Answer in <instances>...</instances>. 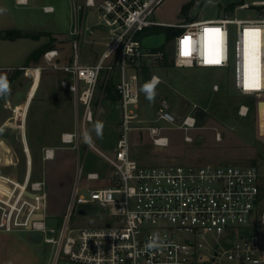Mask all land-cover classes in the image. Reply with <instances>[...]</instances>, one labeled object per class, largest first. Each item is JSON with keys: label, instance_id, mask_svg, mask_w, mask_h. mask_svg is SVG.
I'll return each mask as SVG.
<instances>
[{"label": "built area", "instance_id": "built-area-1", "mask_svg": "<svg viewBox=\"0 0 264 264\" xmlns=\"http://www.w3.org/2000/svg\"><path fill=\"white\" fill-rule=\"evenodd\" d=\"M162 1L73 0L69 29L71 61L62 62L57 48L43 54L48 67L65 72L67 77L61 79V85L75 96L78 130L63 133L65 142L75 143L80 138L79 126L85 131L87 123L94 120V98L104 72L114 79L118 94L115 107L120 110V133L112 152L98 148L85 131L89 146L108 163L106 182L98 184L103 175L94 170L87 172L86 179L97 184H82L79 164L66 212L57 227L46 224L49 214L45 181L33 179L26 124L17 123L23 137L26 174L20 180L6 172L3 162L0 163V231L41 232L42 240L54 245L51 264H264V209L260 208L261 173L257 165H144L131 153L133 130L147 129L154 145L166 147L170 139L164 130L168 126L157 123L164 121L189 130L196 127L195 112L201 109L194 105L179 123L163 100L156 119L142 124L144 119L136 111L140 102V67L145 63L153 69L165 59L164 50L143 46L144 33L160 25L180 28L173 39L176 64L220 69L230 75L240 94L264 96V0L233 1L239 2L237 9L256 11L249 18L225 14L183 23H165L154 18ZM87 9L94 12L90 22L89 10L81 13ZM44 10L51 12L54 7L45 6ZM95 29L106 39H90L100 44L102 50L94 63H83L81 45L86 31L91 36ZM247 31L252 36V45L258 44L256 52L248 51ZM162 81L156 72L149 78L153 86ZM213 88L218 90L219 85L216 83ZM13 111L16 120L15 108ZM247 112L248 107L242 105L240 113ZM186 139L191 136L186 135ZM48 155L50 148L45 150V156ZM27 191L35 196L27 195ZM36 212L45 213V218L33 220L32 228L28 229ZM75 212L99 214L105 221L100 225L73 227L70 219ZM48 233H57V237Z\"/></svg>", "mask_w": 264, "mask_h": 264}, {"label": "rangeland", "instance_id": "rangeland-1", "mask_svg": "<svg viewBox=\"0 0 264 264\" xmlns=\"http://www.w3.org/2000/svg\"><path fill=\"white\" fill-rule=\"evenodd\" d=\"M40 1L49 2L50 0ZM187 1L163 0L156 8L153 16L156 20L165 23L191 21L185 16L183 18L180 17L182 15V6ZM225 5L221 2L216 3L214 0H197L190 10V16L198 18L214 17L224 15L225 11L231 17L238 18H249L256 14V11L251 9L234 8L233 10H225ZM93 14L94 12L89 9L87 13L88 22L93 19ZM69 23L72 25V18L70 17V9L66 6H62V8L54 13L46 14L41 8H30L29 6L19 5L15 3V0H0V29L20 28L31 32L58 28L67 30ZM158 30L144 33L142 44L145 48H161L165 44L164 50L168 55V60L171 61L174 59L173 45L175 40L171 39L167 41L165 33ZM88 33L86 31L80 54L82 61L92 62L96 60L98 51L92 45L93 42H88V40L95 38L96 40L103 41L106 39V36L97 29H95V33L91 36H87ZM62 34H65V32L63 31ZM68 36L71 42L69 32ZM50 37L47 34H42L40 40L38 38L37 40L36 38L19 37L16 42L1 40V38L0 65H19L24 63L28 55L42 41L47 39L51 41L53 39V37ZM56 37L60 36L57 35ZM64 37L66 36L64 35ZM63 48L66 54L70 55L73 53L69 43H65ZM71 59L72 56L65 58L64 62H70ZM39 62H42L41 65L44 67L42 70L43 76L52 75L53 82L50 87V94L42 98L45 105L43 106L39 128L36 130V133L40 135V139L36 138V142L46 141L47 133L55 129L58 131H61V128H67L66 131L78 130V113L73 104L72 95L68 91H63L59 84V78L62 74L66 76L65 72L48 67L47 61L44 62L42 59ZM35 64L31 63L30 66H35ZM45 69L46 71H44ZM4 71V69H0V72L3 73ZM27 71L24 70L21 73L18 77L19 83H17V87H23L25 91L28 90L32 82L30 74ZM153 72L158 73L163 81L158 86H150L146 79H141L140 102L139 108L136 111L144 119L142 124L148 125L152 123V120L156 119L157 108L163 100L167 101L170 110L175 114L179 123L192 110L194 105H198L201 109H204L205 115L197 121L196 127L189 130L179 128L176 124L171 125L164 121L158 122L157 124L168 126L164 130L170 139L169 145L166 147L154 145L147 129L133 130L131 132L132 156L144 165L171 163L194 165L205 163L255 164L260 169L261 186H263L264 96L240 94L232 85L230 75L220 69L184 67L176 64L174 60L173 65H160L153 68L151 74ZM109 76L108 72H104L99 81L94 98V120L87 123L85 127L90 140L106 153L113 151L120 133V110L115 107L116 100L106 96L105 87L110 79ZM115 76L118 78V72L115 73ZM216 83L219 85L218 90H214L213 88V85ZM37 98L38 95L29 105L25 121L26 136L29 138V147L33 156L32 176L35 180L42 175L43 156L45 150L49 148L44 145L33 144L31 137L30 131L33 126V119L35 121L34 112L38 105ZM242 105L248 107L246 115L240 113ZM3 111L2 96L0 99V139L12 147L17 157V164L15 166H5L3 162V169L22 180L26 174V160L21 141V130L18 128L15 119L11 120V123H8L3 128ZM6 113L14 115V111L11 108L6 109ZM79 131L80 146L76 149V152L79 151L80 154L79 161L77 159V162L82 167L81 183L96 185L95 181L86 179V174L89 171L98 170L103 175L98 184H104L106 182L104 174L108 172V163L94 147L89 146L85 140V131L82 125L79 126ZM186 135L191 136V139L187 140ZM71 144L69 145L73 146ZM78 163H76V171L72 184L75 180ZM45 171L47 172V167ZM68 173L67 167L64 166L62 178L64 175L67 176ZM83 192L88 195L87 191L84 190ZM58 197L56 201L60 203ZM260 208L264 209L263 196ZM62 219L63 214L59 216V224ZM104 221L105 217L99 214L80 215L78 212H75L71 216L70 224L73 227L93 226L103 224ZM12 234H15L17 237H25L28 235V232L14 231ZM48 236L57 237V233H48ZM29 247L27 248L26 244L23 247L18 246L14 264H51L54 245L42 240L40 243L29 242Z\"/></svg>", "mask_w": 264, "mask_h": 264}, {"label": "crops", "instance_id": "crops-1", "mask_svg": "<svg viewBox=\"0 0 264 264\" xmlns=\"http://www.w3.org/2000/svg\"><path fill=\"white\" fill-rule=\"evenodd\" d=\"M77 1L82 2L84 0H77ZM96 1L101 2L103 0H96ZM214 1L216 2V0ZM15 3L23 6H29L30 8H41L43 12L46 14L54 13L58 11L60 8H62V6H66L70 9V17L72 18L73 0H50L49 2H42L40 0H27L26 3H18L17 0H15ZM45 6H52L54 7V10L51 12H47L44 10ZM88 10L89 9L83 10L81 11V13L84 15V13H86V11ZM70 26L71 24L69 23V25L67 26V30H63L62 28L53 29V30H42L41 31L42 33H46L47 35L53 37V39H51V41L50 39L42 41L41 44L36 49L49 43L51 46L46 48L45 51L48 49L57 48L60 52L59 58L61 61L64 62L65 58L68 57L70 58V56H72V53L70 55L66 54L63 48V45L65 43H69L70 48L73 52L70 38L68 36ZM63 31L65 32V34H62ZM57 35L60 37L55 38V36ZM64 35L66 37H64ZM40 38L41 36L38 39L40 40ZM18 39L19 38L16 39L2 38L1 40L16 42ZM88 42H90V40H88ZM92 45H94L95 48H97L98 51L96 57L97 60L98 56L101 53L102 47L100 44L97 43H93ZM27 58L24 63L19 65L18 64L17 65L10 64L6 66L0 65V69L5 70L3 73L0 72V99L3 96V108H4L3 128L4 126H7L8 123H11V120L15 119V113L14 115H9L8 113H6V109L15 108L17 114L16 123H22L23 121L25 122L28 107L38 95L37 98L38 105L34 112L35 121L33 119V126L30 132H31L33 144H37V145L40 144L49 147L50 155L45 156L44 153L42 160V172H41L42 175L39 176V178L37 179L45 181V190L47 192V213L49 215H54L59 217L60 215L66 212V207L69 200L68 197L70 196L71 187H72V180L76 171V165H77L76 163H78L77 159L79 161L80 158L79 151L76 152V149L79 148L80 146L79 144L80 138H78L76 142L73 143V146H70L69 144L71 143L67 144V142L63 140L62 136L63 133L72 132V131H66L67 128L66 129L61 128V131L55 129L47 133L46 141H39V142L35 141L36 138L40 139L39 138L40 135L36 133V130L39 128L38 126L41 121L43 106L45 105L44 100H42V98H45V96H48V94H50L51 92L50 87L52 86L53 80H52V75H47L46 77L43 76L44 73L42 71L43 70L42 67L43 65H41L42 62H37L35 66L32 67L25 66ZM41 59L42 61L44 60V62L46 61L43 54L39 61H41ZM96 60L92 62L86 60L85 61L81 60V61L83 63L90 64V63H94ZM24 70H28L27 72L28 74H30L29 76L31 77L32 80L28 90L26 91L24 90L23 87L21 88L17 87V83H19L18 77L21 75V73L24 72ZM44 71H46V69ZM64 77H67V75L65 76L64 74H62L61 77L59 78V84L61 86V89L63 91H68L72 95L73 104L75 108H77L74 94L71 91L63 88L61 85V79ZM26 139L29 144L28 136H26ZM21 141L23 143L22 136H21ZM65 145H69V146H65ZM1 162H4L5 166H13L17 163V157L14 154L12 147L8 145L5 141L0 139V163ZM64 166L67 167L69 173L67 174V176L64 175L62 178V169ZM46 167H47V172L45 171ZM57 197L58 199H60V203L59 201L58 202L56 201ZM16 231H24V230H16ZM12 232L14 231H0V264H11V263L14 264L15 257L17 256L18 246L23 247V245L26 244L27 248H30L29 242H33L30 239L29 232L28 235L25 237H17L15 236V234H12ZM33 243H40V242H33Z\"/></svg>", "mask_w": 264, "mask_h": 264}, {"label": "trees", "instance_id": "trees-1", "mask_svg": "<svg viewBox=\"0 0 264 264\" xmlns=\"http://www.w3.org/2000/svg\"><path fill=\"white\" fill-rule=\"evenodd\" d=\"M197 0H188L181 9V13L186 17L189 18L188 20H194L197 17H191L190 16V10L191 8L195 5ZM220 4V3H219ZM238 3L236 2H229L226 3L225 5V10H233L235 8V6ZM228 14V12H224V15ZM156 29H159L158 31H163L166 35V40L169 41L171 39H174V36L176 34H178L180 32V28H176V27H167V26H157L154 27L151 31H155ZM42 34H46V33H42V32H31V31H24L22 29L19 28H9V29H0V38H4V39H16L19 37H30V38H39ZM49 46H51L49 43L43 45L42 47L35 49L34 51H32L30 53V55L27 58V61L25 63V66H30L31 63H37L39 62L43 52L45 51L46 48H48ZM166 47V45L164 44L160 49L164 50ZM165 51V50H164ZM174 64V59H172L171 61L168 60V55L165 51V59L163 61V63L161 65H173ZM151 72H152V68L148 65H146L145 63H143L140 67V74H141V79H146L149 82V78L151 76ZM150 84V82H149ZM150 86H153L152 84H150ZM105 90L107 92V97L108 98H112L114 100H118V94L115 90V82L114 79H109L108 83L106 84ZM204 117V116H203ZM199 119H197L198 121ZM262 188V196L264 198V184L263 186H261Z\"/></svg>", "mask_w": 264, "mask_h": 264}, {"label": "water", "instance_id": "water-1", "mask_svg": "<svg viewBox=\"0 0 264 264\" xmlns=\"http://www.w3.org/2000/svg\"><path fill=\"white\" fill-rule=\"evenodd\" d=\"M233 1H240V0H220L221 3L226 4L229 2H233ZM181 18L184 17V15H180ZM195 115L198 119H201L204 115H205V111L203 109H197L195 112ZM27 195L34 197L35 194L27 191L26 193ZM81 212H83V209L81 210ZM45 218V213L43 212H36L33 213L31 216V219L29 221V225L27 226L28 229L32 228V221L33 220H43ZM59 222V217L58 216H54V215H48L46 217V224L49 227H57ZM29 235H30V239L33 242H41L43 239V235L41 232H36V231H29Z\"/></svg>", "mask_w": 264, "mask_h": 264}, {"label": "bare ground", "instance_id": "bare-ground-1", "mask_svg": "<svg viewBox=\"0 0 264 264\" xmlns=\"http://www.w3.org/2000/svg\"><path fill=\"white\" fill-rule=\"evenodd\" d=\"M247 38H248V41H249V46H248V51L250 52H256V47L258 46V44H256L257 46H253L252 45V36L249 34V31H247Z\"/></svg>", "mask_w": 264, "mask_h": 264}]
</instances>
